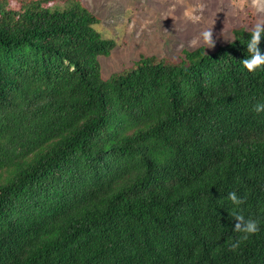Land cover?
<instances>
[{
	"label": "trees",
	"instance_id": "obj_1",
	"mask_svg": "<svg viewBox=\"0 0 264 264\" xmlns=\"http://www.w3.org/2000/svg\"><path fill=\"white\" fill-rule=\"evenodd\" d=\"M98 24L81 0H0V264H264L250 31L104 80ZM231 191L261 226L235 249Z\"/></svg>",
	"mask_w": 264,
	"mask_h": 264
},
{
	"label": "rangeland",
	"instance_id": "obj_2",
	"mask_svg": "<svg viewBox=\"0 0 264 264\" xmlns=\"http://www.w3.org/2000/svg\"><path fill=\"white\" fill-rule=\"evenodd\" d=\"M100 20L96 30L115 46L108 57H99L106 80L133 66L140 56L179 61L182 50L204 47L207 52L233 40V30L249 31L264 18L253 0H81ZM203 5V7H199ZM194 20L186 15L189 7ZM213 27L214 46L207 47L200 34ZM193 41H197L193 43Z\"/></svg>",
	"mask_w": 264,
	"mask_h": 264
},
{
	"label": "clouds",
	"instance_id": "obj_3",
	"mask_svg": "<svg viewBox=\"0 0 264 264\" xmlns=\"http://www.w3.org/2000/svg\"><path fill=\"white\" fill-rule=\"evenodd\" d=\"M253 2L258 10L264 11V0H253ZM240 6L243 7V0H240ZM199 7L202 8L203 5H199ZM186 15L194 20L201 19V16L194 15L193 8L191 6L187 9ZM249 31L250 36L248 37L246 43L248 56L242 60V63L248 71L255 73L258 69L264 68V52H262L259 47L260 41L262 37H264V18L257 20ZM201 38L207 47L214 46L216 40L213 37V27H208L203 30L197 40ZM196 42L197 41H193V43ZM253 109L258 113L264 112V100H258L253 105ZM227 198L230 199L233 204L231 214L237 220L234 230L241 234L240 238L231 244V247L235 249L239 246L241 239H247L249 236L258 233L261 230V226L258 219L250 215H246L241 208V205L244 202V197L238 195L236 191H231L229 192Z\"/></svg>",
	"mask_w": 264,
	"mask_h": 264
}]
</instances>
